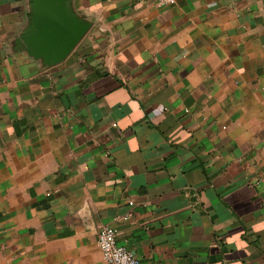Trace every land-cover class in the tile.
I'll list each match as a JSON object with an SVG mask.
<instances>
[{"label": "crops", "instance_id": "1", "mask_svg": "<svg viewBox=\"0 0 264 264\" xmlns=\"http://www.w3.org/2000/svg\"><path fill=\"white\" fill-rule=\"evenodd\" d=\"M60 63L0 0V264H264V0H72Z\"/></svg>", "mask_w": 264, "mask_h": 264}, {"label": "water", "instance_id": "2", "mask_svg": "<svg viewBox=\"0 0 264 264\" xmlns=\"http://www.w3.org/2000/svg\"><path fill=\"white\" fill-rule=\"evenodd\" d=\"M31 1V24L21 40L28 53L44 65L60 63L85 36L91 23L74 12L72 0Z\"/></svg>", "mask_w": 264, "mask_h": 264}, {"label": "built area", "instance_id": "3", "mask_svg": "<svg viewBox=\"0 0 264 264\" xmlns=\"http://www.w3.org/2000/svg\"><path fill=\"white\" fill-rule=\"evenodd\" d=\"M98 245L107 264H139L138 258L130 249L117 243L116 230L112 226L105 225L100 229Z\"/></svg>", "mask_w": 264, "mask_h": 264}]
</instances>
